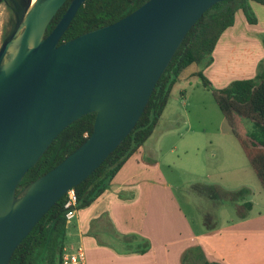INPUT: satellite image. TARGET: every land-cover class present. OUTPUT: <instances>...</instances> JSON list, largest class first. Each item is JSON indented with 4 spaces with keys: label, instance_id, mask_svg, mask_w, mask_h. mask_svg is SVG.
<instances>
[{
    "label": "water",
    "instance_id": "1",
    "mask_svg": "<svg viewBox=\"0 0 264 264\" xmlns=\"http://www.w3.org/2000/svg\"><path fill=\"white\" fill-rule=\"evenodd\" d=\"M17 14L0 46V264L134 128L186 33L216 2L146 0L117 21L59 40L85 0H0ZM95 112L92 133L19 189L54 138Z\"/></svg>",
    "mask_w": 264,
    "mask_h": 264
},
{
    "label": "crops",
    "instance_id": "2",
    "mask_svg": "<svg viewBox=\"0 0 264 264\" xmlns=\"http://www.w3.org/2000/svg\"><path fill=\"white\" fill-rule=\"evenodd\" d=\"M251 5L256 23L237 11L233 25L212 52V62L203 67L214 88L254 77L261 63L264 69V5ZM195 72L181 75L178 82ZM180 93L185 90L180 88ZM155 129L120 167L104 194L78 208L67 225L65 246L72 249L81 244L87 264H182V256L193 248L221 264H264V211L253 214L251 199L247 217L192 229L172 184L164 179L160 147L164 134L150 141ZM175 149L176 144L170 151Z\"/></svg>",
    "mask_w": 264,
    "mask_h": 264
},
{
    "label": "trees",
    "instance_id": "3",
    "mask_svg": "<svg viewBox=\"0 0 264 264\" xmlns=\"http://www.w3.org/2000/svg\"><path fill=\"white\" fill-rule=\"evenodd\" d=\"M71 0H66L48 24L45 35L54 28ZM146 0H85L79 7L59 43L79 34L107 25L127 15ZM252 2L264 5V0H223L216 2L193 24L158 79L143 113L134 128L109 156L80 184L74 186L78 208L90 205L109 188L112 179L124 162L150 137L170 98L174 85L187 67L197 64L206 67L212 62V52L222 33L233 25L237 11L249 23H256ZM262 64V63H261ZM259 65L254 77L236 79L222 88H214L202 70L194 75L210 89L223 115L234 124L237 116L251 120L252 130L246 137L233 133L244 156L264 192V69ZM95 112L84 114L67 125L51 142L35 165L30 167L19 189L44 174L77 148L92 133ZM87 133L85 136L84 134ZM192 189L216 203L229 201L237 210V217H247L253 204L246 198L248 187L226 191L215 184L196 183ZM241 199L242 203H237ZM62 196L35 224L18 244L9 264H61V252L67 239V225ZM210 227L208 229H213ZM182 264H221L205 258L202 250L193 248L182 256Z\"/></svg>",
    "mask_w": 264,
    "mask_h": 264
},
{
    "label": "rangeland",
    "instance_id": "4",
    "mask_svg": "<svg viewBox=\"0 0 264 264\" xmlns=\"http://www.w3.org/2000/svg\"><path fill=\"white\" fill-rule=\"evenodd\" d=\"M16 18L15 11L4 1L0 2V46L12 30ZM198 70H203V67L192 64L183 74ZM180 88L185 90L184 94L180 93ZM234 130L246 137L252 130L251 120L237 116L234 124L229 123L212 91L204 87L195 75L187 80L181 79L172 90L166 110L151 137L150 141H155L164 134L160 141L162 173L164 179L172 184L177 201L190 219L193 230H200L204 223L221 225L230 218L236 219L238 213L229 201L216 203L196 193L192 189L196 183L215 184L226 191L248 187L251 194L246 200L254 202L251 212L264 211L263 189L244 156ZM174 144L176 149L172 152L170 148ZM237 203H242V200Z\"/></svg>",
    "mask_w": 264,
    "mask_h": 264
},
{
    "label": "built area",
    "instance_id": "5",
    "mask_svg": "<svg viewBox=\"0 0 264 264\" xmlns=\"http://www.w3.org/2000/svg\"><path fill=\"white\" fill-rule=\"evenodd\" d=\"M85 136L87 133L84 134ZM78 196L74 187L70 188L64 194L63 209L68 225L77 216ZM61 264H87L84 247L78 244L72 249L64 246L61 252Z\"/></svg>",
    "mask_w": 264,
    "mask_h": 264
},
{
    "label": "bare ground",
    "instance_id": "6",
    "mask_svg": "<svg viewBox=\"0 0 264 264\" xmlns=\"http://www.w3.org/2000/svg\"><path fill=\"white\" fill-rule=\"evenodd\" d=\"M35 0H33V2H34Z\"/></svg>",
    "mask_w": 264,
    "mask_h": 264
},
{
    "label": "flooded vegetation",
    "instance_id": "7",
    "mask_svg": "<svg viewBox=\"0 0 264 264\" xmlns=\"http://www.w3.org/2000/svg\"><path fill=\"white\" fill-rule=\"evenodd\" d=\"M19 1V0H18Z\"/></svg>",
    "mask_w": 264,
    "mask_h": 264
}]
</instances>
